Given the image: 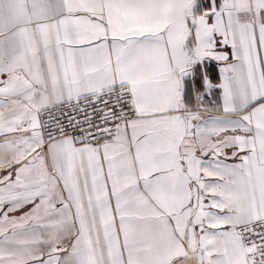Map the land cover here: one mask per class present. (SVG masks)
<instances>
[{"label": "snow or ice", "instance_id": "snow-or-ice-1", "mask_svg": "<svg viewBox=\"0 0 264 264\" xmlns=\"http://www.w3.org/2000/svg\"><path fill=\"white\" fill-rule=\"evenodd\" d=\"M0 264H264V0H0Z\"/></svg>", "mask_w": 264, "mask_h": 264}]
</instances>
